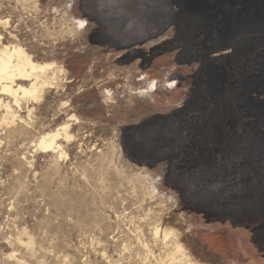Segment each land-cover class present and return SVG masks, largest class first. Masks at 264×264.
Returning <instances> with one entry per match:
<instances>
[{"label": "rangeland", "instance_id": "obj_1", "mask_svg": "<svg viewBox=\"0 0 264 264\" xmlns=\"http://www.w3.org/2000/svg\"><path fill=\"white\" fill-rule=\"evenodd\" d=\"M0 19V44L66 68L40 101L0 95V264H157V223L201 263L264 264V0H0Z\"/></svg>", "mask_w": 264, "mask_h": 264}, {"label": "bare ground", "instance_id": "obj_2", "mask_svg": "<svg viewBox=\"0 0 264 264\" xmlns=\"http://www.w3.org/2000/svg\"><path fill=\"white\" fill-rule=\"evenodd\" d=\"M25 1V0H24ZM28 1V0H27ZM23 2V1H22ZM65 9V8H64ZM56 12V11H54ZM68 16L72 18L79 27L87 25L88 21L83 18H78L70 11H66ZM63 14V13H62ZM9 21L0 19V24H7ZM73 23V22H72ZM90 23V22H89ZM7 26V25H6ZM68 26V25H67ZM71 28V26L69 27ZM73 28V27H72ZM75 28V27H74ZM68 29V28H67ZM65 29V31H67ZM62 30V29H61ZM72 31V30H71ZM75 31V30H74ZM69 32V31H68ZM73 32V31H72ZM74 34V33H73ZM71 35V34H70ZM69 36V35H68ZM2 39V37H1ZM1 41V40H0ZM17 42H19L17 40ZM66 68L62 65H58L55 62H40L35 60L32 55L18 44H0V95H9L14 98L16 103L22 98L29 100H39L42 97L43 92L48 87H56L60 84L62 79L66 78ZM162 80V79H161ZM155 80L151 82L149 86L150 90L155 89ZM173 82V81H172ZM164 83V81H163ZM26 84V85H25ZM167 84V83H166ZM157 85V84H156ZM165 85V84H164ZM174 83H170L169 86L173 87ZM178 87V86H177ZM159 88V87H158ZM157 89V88H156ZM22 94V95H21ZM6 97V96H5ZM10 100V99H9ZM40 101V100H39ZM14 102V103H15ZM31 102V101H30ZM29 102V103H30ZM28 104V103H27ZM65 105V104H64ZM0 106L4 109L2 120L6 123H12L16 119V112L9 101H5L3 97H0ZM20 106V103H19ZM19 109V108H18ZM22 109V108H21ZM66 109V108H65ZM20 110V109H19ZM34 110V108H33ZM31 113V112H30ZM69 114V113H68ZM30 116V115H29ZM70 116V115H69ZM21 117V116H20ZM76 119H78L76 117ZM21 120V119H20ZM19 120V121H20ZM24 121V120H23ZM68 121V120H67ZM71 121V120H70ZM22 122V121H21ZM16 123V121L14 122ZM25 124V123H24ZM70 124H64L57 130L48 131L40 135L38 139V145L40 148L46 151H58L61 148V144L58 143V139L64 137L67 141L71 140L73 133H70ZM20 130V129H19ZM52 130V129H51ZM24 131V130H23ZM15 135V134H14ZM62 139V138H61ZM76 140V138H75ZM63 141V140H62ZM115 142V141H114ZM113 142V143H114ZM116 144H118L116 142ZM64 145V144H63ZM66 146V145H65ZM64 147V146H63ZM114 147V145L112 146ZM118 147V146H117ZM116 148V145H115ZM82 149V148H81ZM112 149V148H111ZM64 150V148H63ZM45 151V152H46ZM62 151V150H61ZM65 151V150H64ZM117 151V150H116ZM115 151V152H116ZM120 151V150H119ZM60 152V151H58ZM67 152H64L66 154ZM111 153V152H110ZM119 153V152H118ZM59 154V153H58ZM62 154V153H61ZM59 154V155H61ZM109 154V153H108ZM67 155V154H66ZM114 155V154H112ZM123 156V155H122ZM107 157V156H106ZM105 157V158H106ZM55 159V157L53 156ZM62 158V157H61ZM113 158V157H111ZM121 158V157H120ZM109 159V158H108ZM108 159L106 158L107 162ZM61 160V159H58ZM59 165V164H58ZM57 165V166H58ZM56 167V166H55ZM57 168V167H56ZM144 174V173H143ZM142 174V175H143ZM124 175V174H122ZM121 175V176H122ZM134 175V174H133ZM141 175V176H142ZM148 176V175H147ZM134 177V176H133ZM130 179L129 180H133ZM136 177V176H135ZM134 177V179H135ZM144 178V176H143ZM147 182V181H146ZM131 183V181H130ZM135 183V182H134ZM148 183V182H147ZM137 184V183H136ZM143 184V183H141ZM135 185V184H134ZM138 185V184H137ZM143 186V185H142ZM139 187V186H138ZM145 187V186H144ZM149 187V186H148ZM147 187V188H148ZM135 188V187H134ZM154 188V187H153ZM136 189V188H135ZM152 189V188H151ZM153 190L151 191V193ZM155 192V191H154ZM149 193V192H147ZM156 193V192H155ZM146 194V193H145ZM153 194V193H152ZM154 195V194H153ZM146 196V195H145ZM155 196V195H154ZM153 196V197H154ZM152 197V196H151ZM97 199V198H96ZM58 203V201H57ZM174 206V204H173ZM97 212H94V214ZM98 214V213H97ZM94 216V215H93ZM95 217V216H94ZM160 218V217H159ZM158 219V218H157ZM157 219H154L157 221ZM154 222V221H153ZM158 222V221H157ZM155 223V222H154ZM151 223H149L150 225ZM151 230V229H150ZM151 233V232H150ZM152 236V235H151ZM154 240H159L164 249H166L164 257H160L157 260V264H204L203 262L196 261L189 253L188 248L179 238V232L173 226L157 223L153 228ZM146 237V236H145ZM138 238V237H137ZM139 240V239H138ZM145 240V239H144ZM143 240V241H144ZM33 241V240H32ZM31 241V242H32ZM147 241V240H146ZM34 242V241H33ZM32 242V243H33ZM149 242V241H148ZM158 242V241H157ZM142 244V243H141ZM146 244V242H145ZM153 244H156L153 242ZM157 245V244H156ZM159 246V243H158ZM156 248V247H155ZM153 249V248H152ZM163 249V250H164ZM146 250V249H145ZM150 249H148L149 251ZM154 251V250H152ZM158 252V251H157ZM147 253V252H146ZM152 253V252H151ZM150 253V254H151ZM159 254V252H158ZM12 255V254H11ZM147 255V254H146ZM154 256V255H153ZM152 256V257H153ZM159 256V255H158ZM11 257V256H10ZM144 257V256H143ZM148 257V256H146ZM18 260V259H17ZM16 261V259H15ZM145 262V261H144ZM20 264V262H18ZM22 263V262H21ZM150 263V262H149ZM151 264V263H150Z\"/></svg>", "mask_w": 264, "mask_h": 264}, {"label": "trees", "instance_id": "obj_3", "mask_svg": "<svg viewBox=\"0 0 264 264\" xmlns=\"http://www.w3.org/2000/svg\"><path fill=\"white\" fill-rule=\"evenodd\" d=\"M232 113H234V111H233V110H232ZM248 123H249V121H246V122H245V124H248Z\"/></svg>", "mask_w": 264, "mask_h": 264}]
</instances>
